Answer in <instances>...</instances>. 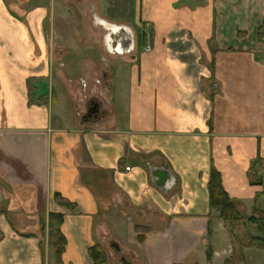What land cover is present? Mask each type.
Here are the masks:
<instances>
[{
	"label": "crops",
	"instance_id": "obj_1",
	"mask_svg": "<svg viewBox=\"0 0 264 264\" xmlns=\"http://www.w3.org/2000/svg\"><path fill=\"white\" fill-rule=\"evenodd\" d=\"M90 11L120 32L73 29ZM263 25L264 0H0V264H94L96 245L113 264L114 244L129 264H225L209 183L215 167L245 217L264 195Z\"/></svg>",
	"mask_w": 264,
	"mask_h": 264
},
{
	"label": "trees",
	"instance_id": "obj_2",
	"mask_svg": "<svg viewBox=\"0 0 264 264\" xmlns=\"http://www.w3.org/2000/svg\"><path fill=\"white\" fill-rule=\"evenodd\" d=\"M259 36L264 37V25L259 30ZM28 89L30 104H33L36 99V82L30 80L28 82ZM248 179L252 186H262L264 184V159L258 158L251 165L248 171ZM209 195L212 212L220 215L226 230L230 234L233 253L232 257L225 264H248L244 254L245 249L264 251V195H257L252 216L245 217L239 210L237 203L225 191L222 175L215 167L212 168ZM56 200L70 209L74 207L59 196L56 197ZM212 218L213 214L210 215V235L212 233ZM63 222V215L53 214L50 216L51 235L58 238L55 244L58 260H60L66 247V239L61 234ZM89 255L94 264H108L106 251L98 245L89 249ZM207 257L209 264H211L213 257L211 247L208 248Z\"/></svg>",
	"mask_w": 264,
	"mask_h": 264
},
{
	"label": "rangeland",
	"instance_id": "obj_3",
	"mask_svg": "<svg viewBox=\"0 0 264 264\" xmlns=\"http://www.w3.org/2000/svg\"><path fill=\"white\" fill-rule=\"evenodd\" d=\"M88 16H89V18H88L89 24L88 25H86V24L83 25L82 24L81 26H74L73 29H77V28L80 29L81 28L84 31L86 30L88 32H93V31L94 32H101V33L105 34V36H108L109 32L103 26H100V25L96 24V20L93 18V13L92 12L89 13ZM72 31H74V30H72ZM51 35H52V38H53L56 34L52 33ZM116 39H118V38H116ZM104 54L105 53H103V55ZM104 56H105V58L107 60H109V58H108V56L106 54ZM128 57H129V55L126 56V58H128ZM101 58L102 57L100 56L99 57L100 61H102ZM100 79H101L102 82H105V80H102V78H100ZM85 111H86V108H85ZM56 238H57V236H56ZM107 251H109L108 253H110V255H111L112 259H113V264H129V262L132 261L130 256L126 257V259L124 261H122L121 253L118 254L116 252V250L114 248H112L111 246H109V245H108V250ZM257 251H259V250L258 249H254V251H252L249 255H254V256L258 255V256H260V254H262L261 251H260V253H258ZM261 256H263V255H261Z\"/></svg>",
	"mask_w": 264,
	"mask_h": 264
},
{
	"label": "water",
	"instance_id": "obj_4",
	"mask_svg": "<svg viewBox=\"0 0 264 264\" xmlns=\"http://www.w3.org/2000/svg\"><path fill=\"white\" fill-rule=\"evenodd\" d=\"M101 23V26H103L105 29H110L109 26L105 23V22H100ZM121 46H122V49L124 51V53H129L131 50L134 49V39H133V36L132 34H128L127 35V38L126 36H122V42H121ZM99 112V109L97 106H94L89 114H88V117L87 118H92L93 115H97ZM86 117H84L85 119ZM114 249L116 250V252L119 254V253H122L121 249L119 248L118 245L114 244L113 245Z\"/></svg>",
	"mask_w": 264,
	"mask_h": 264
},
{
	"label": "bare ground",
	"instance_id": "obj_5",
	"mask_svg": "<svg viewBox=\"0 0 264 264\" xmlns=\"http://www.w3.org/2000/svg\"><path fill=\"white\" fill-rule=\"evenodd\" d=\"M109 27H110L111 32H114V33H119L120 32V29H118L115 26H109ZM118 52L120 54H124V51H123L122 47H120V46L118 47Z\"/></svg>",
	"mask_w": 264,
	"mask_h": 264
},
{
	"label": "flooded vegetation",
	"instance_id": "obj_6",
	"mask_svg": "<svg viewBox=\"0 0 264 264\" xmlns=\"http://www.w3.org/2000/svg\"><path fill=\"white\" fill-rule=\"evenodd\" d=\"M94 106H96L95 101H91V103H90L89 106H88V112H87V115L85 116L86 118H85L84 120L87 121V120L90 119V118H87V117H88V114H89L90 110H91ZM94 116H96V115H93V117H94ZM93 117H92V118H93ZM92 118H91V119H92Z\"/></svg>",
	"mask_w": 264,
	"mask_h": 264
},
{
	"label": "built area",
	"instance_id": "obj_7",
	"mask_svg": "<svg viewBox=\"0 0 264 264\" xmlns=\"http://www.w3.org/2000/svg\"><path fill=\"white\" fill-rule=\"evenodd\" d=\"M146 50L150 51V48H147ZM101 60H102V62H107V59L104 56H102ZM126 171H130V168L127 167Z\"/></svg>",
	"mask_w": 264,
	"mask_h": 264
}]
</instances>
